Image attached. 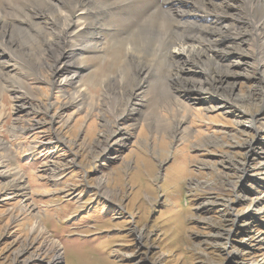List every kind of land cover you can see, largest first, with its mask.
Listing matches in <instances>:
<instances>
[{
  "label": "rangeland",
  "instance_id": "374dc122",
  "mask_svg": "<svg viewBox=\"0 0 264 264\" xmlns=\"http://www.w3.org/2000/svg\"><path fill=\"white\" fill-rule=\"evenodd\" d=\"M225 14L216 36L250 35L199 48L213 54L211 67L191 60L178 73L165 63L150 97L122 88L114 64L100 69L86 50L75 60L94 66L71 83L75 69L57 72L63 63L39 32L12 43L18 31L8 28L0 173L11 177L0 178V264L58 255L57 264H264V57L248 44L249 26L233 29L235 13ZM199 17L207 24L210 15ZM135 108L138 116L127 114ZM16 176L30 194L3 201L2 185Z\"/></svg>",
  "mask_w": 264,
  "mask_h": 264
},
{
  "label": "bare ground",
  "instance_id": "6f19581e",
  "mask_svg": "<svg viewBox=\"0 0 264 264\" xmlns=\"http://www.w3.org/2000/svg\"><path fill=\"white\" fill-rule=\"evenodd\" d=\"M227 8L235 13L231 15L233 22L230 27L235 29L241 23L249 26L255 37V44L246 42L256 53L257 48L261 47L264 57V0H0V45L10 54L4 37L8 28L18 31L13 35L14 39L9 40L12 43L27 42L39 32L41 39L47 44L48 54L60 57L56 65L63 63L55 68L57 72L62 73L66 68L75 69L67 81L73 83L85 67L94 66L86 61L79 63L75 60L86 50L90 55L88 58L94 59L100 69H103L104 64H114L110 67L111 72L118 74L117 82L122 88L132 83L130 86L135 87V93L140 92L141 88L148 89L150 97L153 88L159 84L158 79L164 71L165 63L175 66L178 73L190 70L192 67L188 64L191 60H203L211 67L213 54L207 55L199 48L210 51L213 46L217 45L214 49L220 47L228 38H245L250 35L235 31L225 37L215 35L216 26L228 20L225 14ZM202 14L210 15L206 21L209 25L198 19ZM78 26L82 27L77 30ZM94 27L99 29L96 39H107L104 47L99 46L100 42L94 39V35L88 43L87 32ZM212 28L214 34L210 31ZM196 32L201 33L195 36ZM213 35L216 40L211 38ZM196 42L199 44L195 47ZM223 52L225 57L233 54L230 50ZM110 53L112 56L120 55L117 60L112 61L111 58L108 59ZM11 54L16 55L17 52L12 49ZM3 65L8 66L9 63H2L1 66ZM213 68L218 69L217 66ZM140 70L143 72L141 79ZM92 74L91 72L90 75ZM173 80L179 81L180 77L176 75ZM79 92L82 93L80 90ZM140 112L141 109L135 108L127 114L136 117ZM103 180L100 178V182ZM21 183L8 184L6 187L9 188V194L3 201L12 199L13 193L27 198L30 190L27 191L29 188ZM56 258L48 264H57L58 260H63L60 255Z\"/></svg>",
  "mask_w": 264,
  "mask_h": 264
},
{
  "label": "crops",
  "instance_id": "0c3cea01",
  "mask_svg": "<svg viewBox=\"0 0 264 264\" xmlns=\"http://www.w3.org/2000/svg\"><path fill=\"white\" fill-rule=\"evenodd\" d=\"M6 173H7V176H5V177H2V176H1V173H0V178L3 179V178H9V177H11L7 171H6ZM13 182L18 183V182H17V176L14 177L13 179H10V180L7 181V182L5 181L4 184L2 185V187L5 188V189H7L8 187H6V186H7L8 184H12Z\"/></svg>",
  "mask_w": 264,
  "mask_h": 264
}]
</instances>
